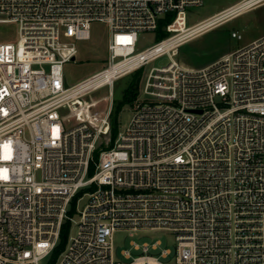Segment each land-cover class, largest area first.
I'll return each instance as SVG.
<instances>
[{"label": "built area", "instance_id": "obj_1", "mask_svg": "<svg viewBox=\"0 0 264 264\" xmlns=\"http://www.w3.org/2000/svg\"><path fill=\"white\" fill-rule=\"evenodd\" d=\"M203 1L0 0V264H124L114 234L141 230L174 234V264H264V35L201 68L173 58L264 0L189 25L188 8ZM96 22L109 31L105 66L66 85L65 66ZM159 28L168 35L138 50ZM163 55L170 61L149 70L126 127L100 148L115 81ZM102 87L104 113L78 108ZM160 244L143 243L127 264H164L148 254Z\"/></svg>", "mask_w": 264, "mask_h": 264}, {"label": "rangeland", "instance_id": "obj_2", "mask_svg": "<svg viewBox=\"0 0 264 264\" xmlns=\"http://www.w3.org/2000/svg\"><path fill=\"white\" fill-rule=\"evenodd\" d=\"M238 1L239 0H204L200 6L188 8V24L193 25ZM12 30L13 32L6 40H15L16 29L12 28ZM232 31L240 33L242 38H232ZM167 35L168 34L162 28L156 32H147L140 35L138 50L145 49ZM262 35H264V2L213 29L193 37L180 46L178 53L173 55V58L183 67L194 69L201 68L219 59L224 54L246 45ZM108 36L109 31L105 24L100 22L93 24L91 38L78 42L76 60L67 63L65 66L66 85H73L80 82L103 69L107 57ZM169 61L168 55H163L150 61L138 71L135 70L136 72L133 71L115 81L113 87V108H115V110L114 116L113 114L111 116V120L114 124L113 120H115V112H117V122H115L114 125L117 133L113 134L111 132L108 137L102 138L99 145L100 148H107L113 144L118 133L126 127L132 115L133 102H125L126 91L132 88L133 92H136V97L139 96L144 87L149 70L152 67L166 65ZM132 85L134 89L131 87ZM131 94L129 97H131ZM79 100L81 104L76 103L78 108L85 106L87 103V105H91L89 113H104L110 102V92L107 87H102L84 95L79 98ZM75 229L76 227L73 226L70 234L74 233ZM157 240L161 242L159 248L153 249L150 247L148 254L158 257L164 264H174L177 246L175 236L171 232L162 230H141L133 234H130L128 231H117L114 234V255L118 260L127 264L133 258L145 254L141 247L143 243L147 242L151 246V244ZM132 242H136L140 246L135 248ZM164 249L170 250V254L166 257L161 256ZM123 250L130 251V259H126L122 255Z\"/></svg>", "mask_w": 264, "mask_h": 264}, {"label": "trees", "instance_id": "obj_3", "mask_svg": "<svg viewBox=\"0 0 264 264\" xmlns=\"http://www.w3.org/2000/svg\"><path fill=\"white\" fill-rule=\"evenodd\" d=\"M160 29V28H159ZM139 70V69H138ZM137 70V71H138ZM136 72V71H135ZM131 87H133V89H134V86L132 85ZM132 93V94H131ZM131 94V97H129V95ZM133 95V96H132ZM135 97H136V92H133V90H132V88H130V89H128L127 91H126V94H125V102H133V100L135 99ZM119 106H120V104H119ZM114 110H115V108H113V111H112V114H113V116H114ZM116 117H117V112H115V120H113L114 121V124H113V122H112V133L113 134H116L117 133V130H116V128H115V122H117L116 121ZM72 211H73V209H72ZM69 229H70V222L69 221H67L66 223H64L63 224V226H62V229H61V234H60V243H59V245L57 246V248L55 249V251H54V253H53V256H52V260H55V258L57 257V255L59 254V252L63 249V247L65 246V243H66V241H67V238H68V233H69Z\"/></svg>", "mask_w": 264, "mask_h": 264}, {"label": "bare ground", "instance_id": "obj_4", "mask_svg": "<svg viewBox=\"0 0 264 264\" xmlns=\"http://www.w3.org/2000/svg\"><path fill=\"white\" fill-rule=\"evenodd\" d=\"M253 1H256V0H251V1L247 2V4H250ZM247 4L235 5V6L231 7V8H229V9H225L224 12H222L223 14H221V15L227 16V15L231 14V12L235 11L238 8H244V6L247 5ZM212 21H213V18H208V19L204 20L202 24L195 25V26L191 27L189 29L188 33L189 34H193V33L197 32L198 30H200L202 28V26L211 24ZM77 89H80V88H77ZM75 91H77V90H75ZM85 105H86L87 108L86 109L82 108V109L85 110L86 112H88V108H90L91 105H87V103Z\"/></svg>", "mask_w": 264, "mask_h": 264}, {"label": "crops", "instance_id": "obj_5", "mask_svg": "<svg viewBox=\"0 0 264 264\" xmlns=\"http://www.w3.org/2000/svg\"><path fill=\"white\" fill-rule=\"evenodd\" d=\"M205 32H206V31H205ZM190 40H191V39H190ZM188 41H189V40H188ZM188 41H186V42H188ZM186 42H185V43H186ZM185 43H183V44H185ZM179 48H180V45H179L178 48H177V53H178V49H179ZM177 53H176V54H177ZM211 63H212V62H211ZM209 64H210V63H209Z\"/></svg>", "mask_w": 264, "mask_h": 264}, {"label": "water", "instance_id": "obj_6", "mask_svg": "<svg viewBox=\"0 0 264 264\" xmlns=\"http://www.w3.org/2000/svg\"><path fill=\"white\" fill-rule=\"evenodd\" d=\"M73 60H74V58H73Z\"/></svg>", "mask_w": 264, "mask_h": 264}]
</instances>
